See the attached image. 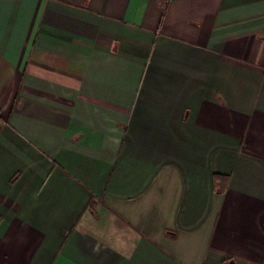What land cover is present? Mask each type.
Returning <instances> with one entry per match:
<instances>
[{"label": "crops", "instance_id": "1", "mask_svg": "<svg viewBox=\"0 0 264 264\" xmlns=\"http://www.w3.org/2000/svg\"><path fill=\"white\" fill-rule=\"evenodd\" d=\"M0 264H264V0H0Z\"/></svg>", "mask_w": 264, "mask_h": 264}]
</instances>
